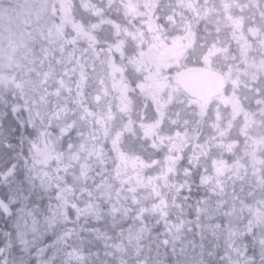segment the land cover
<instances>
[{
  "label": "snow or ice",
  "instance_id": "snow-or-ice-1",
  "mask_svg": "<svg viewBox=\"0 0 264 264\" xmlns=\"http://www.w3.org/2000/svg\"><path fill=\"white\" fill-rule=\"evenodd\" d=\"M160 8L157 0H102L100 4L96 0H79V10L87 14L85 18L76 15L74 0H53L51 4L43 0L35 10L37 20L42 22L36 31L41 39L47 40V45L40 49L39 66H34L36 60L30 47L34 42L32 33L9 39L7 48L0 49V90L17 91L25 102V109L40 124L31 146L35 179L42 190L52 193L44 209L46 222L56 227L79 224L81 219L86 223L89 218L97 222L106 215L113 220L121 217L125 224L118 229L119 239L107 245L121 252L123 241L139 242L142 234L151 231L150 217L163 220L169 231H180L185 224L181 218L172 223L168 217L170 207H183L178 203V194L190 187L187 179L191 176L190 168L183 169L186 177L183 183L170 179L182 159L186 136L180 131L174 137L161 136V120L156 117L164 115L173 89L178 91L167 75L172 70L168 65L183 56L186 45L182 36L174 37L168 44L161 26L153 20ZM181 8L193 9L199 14L193 0H177L174 6H166L165 19L174 23ZM105 25L112 29V39L101 41L97 33ZM188 28H191L190 22ZM81 42L86 47L78 49L76 45ZM55 52L60 55L55 56ZM21 60L27 63L22 64ZM203 62L210 65L207 54ZM253 68L264 72V62L253 64ZM90 79L92 85H89ZM89 87L92 91H88ZM110 96L117 101L115 110L112 100L108 99ZM203 99L197 95L192 102L203 108ZM137 103L144 114L136 108ZM149 108L153 111L151 119L146 115ZM134 111L137 119L133 118ZM73 134L75 139H71ZM218 135L224 136V132ZM129 136L149 141L154 151L167 150L162 157L146 161L128 142ZM217 143L233 154L234 159L229 162L212 157L208 162L211 171L205 166L199 180L210 193L222 197L223 177L237 176L241 170L247 175L248 167L241 162L243 157L235 155L239 141ZM242 151L249 160L257 186L264 189V175L256 167L264 164V160L257 158L258 152H264V136L249 137ZM195 159L199 160V154ZM153 168L158 171H148ZM236 200L233 197L227 210L223 199L214 203L210 198L197 201L193 210L197 227H201L199 221L203 217L209 221L203 227L223 228L229 236H234L235 229L227 218L239 215L248 226L247 236L256 237L264 227V198L252 203L239 200V204ZM28 214L35 216L32 210ZM217 215L226 217L223 224L216 219ZM79 231L111 239L98 228L84 229L82 225L79 230L61 231L59 239L68 247L65 264H89ZM74 238L81 241V246L68 244ZM258 243L264 247V235L258 238ZM233 251L235 259L228 253L223 257L227 264H254L247 256L246 247L242 252Z\"/></svg>",
  "mask_w": 264,
  "mask_h": 264
},
{
  "label": "trees",
  "instance_id": "trees-1",
  "mask_svg": "<svg viewBox=\"0 0 264 264\" xmlns=\"http://www.w3.org/2000/svg\"><path fill=\"white\" fill-rule=\"evenodd\" d=\"M42 2L43 0H0V46L3 45L0 48L6 49L9 39L16 40L21 35L27 36L28 33H32L34 42L30 43V47L32 48V55L36 60L34 65L36 67L39 66L40 49L42 46L47 45V40L41 39L39 33L36 31L42 22L37 20L35 10ZM47 2L51 4L53 0H47ZM74 2L76 4V15L86 18L87 14H82L79 10V0H74ZM101 2L102 0H96L97 4ZM157 2L161 5V8L157 10L159 19L157 20V16H153V20L162 21L165 18L164 13L166 10L164 9V5L167 3V0H157ZM168 4H173V2ZM110 14L113 18H117L114 11H110ZM181 15L185 19L187 15L191 14L187 12ZM97 36L101 41L111 40L112 29L105 25L97 33ZM68 47L71 48L72 45H68ZM76 47L83 49L86 47V44L81 42ZM77 54L79 55V53ZM54 55L59 56L60 53L55 52ZM49 59H52V57H49ZM20 63L26 64L27 61L21 60ZM29 75L32 74L29 73ZM262 82H264V79ZM89 85H92L91 79L89 80ZM88 91H92V87H89ZM263 95L264 88L262 89L261 96L263 97ZM108 99L112 100V104H115V100L112 97H108ZM137 105L136 108L141 110V106ZM258 119L261 118L254 117L249 122L238 121L235 129L231 130V138L229 137L228 139L218 135L221 128L219 127V129L217 128L218 131L214 132L215 139H213L211 145L196 144L199 147L203 145L201 151L199 149L193 151L188 149L181 152L182 159L178 161L177 171L170 179L177 184L183 183L186 179L183 169L186 167L190 168L191 176L187 177L190 187L182 189L178 194V203L182 204L183 207L180 209L170 207V215L168 217L172 223H177L178 218L185 221L180 231H176L175 229L169 231L163 220H158L157 217H150L148 219L151 231L142 234L139 242L135 240L131 241V243L126 240L123 241L124 250L121 252L107 246L119 239L117 235L118 229L123 228L125 224V221L121 217L113 220L106 215L101 221L94 222L89 218L86 223L83 219L79 221V224L75 223L79 227L82 225L84 229L98 228L101 232L106 233L108 237H111V239H105L104 237H98L94 232L79 231L80 237L83 238V251L88 256L89 264H121V261H123V264H170L173 254L176 253L182 254L184 264H227V260L223 258L226 253L232 255L233 259H235L236 252L233 249L242 252L245 247L247 248V256L254 260V264H264V247L258 243V238L264 235V227L260 228L256 237H248V226L239 219V215L228 217L230 226L235 229V235L229 236L223 228L208 229L203 227L204 224L209 223L203 217L199 221L201 227H197L193 211L197 201L204 198H210L213 203L218 199H223L226 201L224 205L225 210L232 204L233 197L237 198V204H239V200L252 203L254 200L264 198V189L257 186L255 177L252 175L249 160L244 156L242 151L249 137L260 138L264 136V122ZM257 120L262 122V128L258 129L259 122ZM10 124L15 125V121H10ZM200 124L201 119H199L198 125ZM16 127L18 132L19 128L18 126ZM238 128L241 129V133ZM13 135L9 134L8 128L0 129V174L5 172L7 167H11L12 164H17V167L13 168L11 175L0 178V203L7 205L10 213L6 217L3 209H0V247H4L5 242L11 245L5 251L0 252V261H4L5 264H27L29 257L28 233L32 224V218L34 217L28 214V210L36 212V208L30 202L31 195L29 191L20 182L18 172V162L21 156L20 144L12 138ZM244 135L246 142L243 138ZM71 139H75V134H73ZM129 139L130 137H127V140ZM232 139L239 141V147L235 148L234 152L235 155L243 157L241 162L248 167V173L244 175L243 170H241L237 176L228 174L223 177L225 187L224 194L221 197L210 193L208 188L200 183L199 177L204 172L205 166L211 171V166L208 162L212 157L218 159L224 158L232 162L234 155L229 154L217 143L222 142L223 144H227ZM105 146L107 147V145ZM197 154H199L198 161L195 159ZM257 158L264 160V152H258ZM108 167H111V165L109 164ZM256 167L260 170L259 174L264 175V164L257 165ZM240 176H243V179L239 178ZM216 219L223 224L226 217L217 215ZM212 223H215V221H212ZM79 227L76 229L79 230ZM5 232H8L9 235L6 236ZM74 243L77 246H81V241H77L75 238L68 241L70 245ZM161 245H163V251L168 253L167 256L161 254ZM106 253H112V255H107Z\"/></svg>",
  "mask_w": 264,
  "mask_h": 264
},
{
  "label": "flooded vegetation",
  "instance_id": "flooded-vegetation-1",
  "mask_svg": "<svg viewBox=\"0 0 264 264\" xmlns=\"http://www.w3.org/2000/svg\"><path fill=\"white\" fill-rule=\"evenodd\" d=\"M170 2L173 4H168ZM176 2L177 0H167L164 9L166 10V6L169 5L174 6ZM194 2V7L199 12L198 15L193 9L181 8L178 10L180 15L176 17L174 23H170L165 18L162 21H156L161 26L168 44L174 37L182 36L185 37L183 43L186 45L183 56L171 60L168 65L172 70L167 75L178 87V91L173 89L171 99L164 109V115L160 116L159 133L161 136H175L161 132L165 123L170 121L167 114L168 110L173 107H185L196 113L195 121L190 126L192 128L198 126V113L201 110L216 108L217 118L207 120L204 112H201L204 116L200 115L202 119L200 129L198 131L186 129L182 133L185 136L192 134L194 140H202V144L211 145L212 138L215 137L214 132H212L214 127L215 129L221 127L219 130L223 131L224 137L228 139L231 138V130L235 129L238 121L249 122L254 117L264 119V102L257 103L258 100L264 101V95L261 96L264 88V82H262L264 72H259L253 68V64L264 62V0H194ZM187 12L191 15H187L183 19L181 14ZM215 19H218L219 23L222 24L223 32H221L220 27L215 28L217 32L213 30L212 21ZM189 22L191 23L190 29L188 28ZM218 34L222 36H216ZM213 47H217L216 54H213ZM205 54L209 56V60L212 59L208 66L203 62ZM185 69H203L220 74L223 79L220 95L201 101L203 108L199 103H193V98L186 96L177 82V74ZM228 70L231 71L229 79L232 78V80H226L221 73V71L226 72ZM228 81L232 82L228 83ZM116 105L117 101L115 100V104H112L114 110ZM140 109L144 114V110ZM179 115L181 117V113ZM177 116L176 111L174 116L176 121ZM258 122V129L262 128L263 121ZM184 124L186 127V122H183ZM239 127L241 128V126ZM240 128L238 129L241 133ZM243 138L246 142L245 135ZM232 141L236 140L232 139ZM167 143L168 141H165V144ZM188 149L201 151V147L194 145L193 141L183 146L182 152Z\"/></svg>",
  "mask_w": 264,
  "mask_h": 264
},
{
  "label": "clouds",
  "instance_id": "clouds-1",
  "mask_svg": "<svg viewBox=\"0 0 264 264\" xmlns=\"http://www.w3.org/2000/svg\"><path fill=\"white\" fill-rule=\"evenodd\" d=\"M17 71L19 72V69ZM10 121H15V125H11ZM16 126L19 128L18 132ZM45 127L47 126L45 125ZM4 128H8L9 134H14L12 138L20 144L21 156L18 162L20 182L29 191L30 202L36 208L28 233L29 257L27 264H65V253L68 251V247L59 239V233L67 229H76L79 226L73 222L50 227L45 220L44 209L52 193L42 190L39 182L35 179L36 171L31 146V141L37 137L40 131V124L33 119V113L25 109V102L21 95L13 89L0 90V129ZM14 167H17V164L7 167V170L0 174V178L11 175ZM0 209H3L6 217L10 214L7 205L0 203ZM5 235H9V233L5 232ZM9 247L11 245L5 242L4 247H0V252ZM160 251L162 255H168L163 251V245H161ZM0 264H5V262L0 261ZM170 264H184L182 254H173Z\"/></svg>",
  "mask_w": 264,
  "mask_h": 264
},
{
  "label": "rangeland",
  "instance_id": "rangeland-1",
  "mask_svg": "<svg viewBox=\"0 0 264 264\" xmlns=\"http://www.w3.org/2000/svg\"><path fill=\"white\" fill-rule=\"evenodd\" d=\"M220 22H221V20H220ZM212 25H213V30L215 32H217L216 29L219 28V27L221 28V32H223L222 24L219 23V20L218 19H215L214 21H212ZM10 26H11V24H10ZM6 29H8V28L6 27ZM216 36H222V35H219L218 34ZM2 46L3 45H1L0 47H2ZM216 51H218L217 50V47H213V54H216L215 53ZM227 60H228V58H227ZM211 62H212V59L210 60V63ZM233 66L235 67L236 64L233 65ZM230 72H231L230 70H228L226 72H222L221 71V73H223V75L225 76V79L226 80H232V78L229 79V73ZM229 82H232V81H228V83ZM137 106H140V104L138 103ZM215 109L216 108H209L206 111H202L201 110V112L202 113L204 112V115L207 117V120H211L213 118H217L218 117V112L215 111ZM176 111L178 113V116L176 117L177 118V121L175 120V117H174ZM201 112L198 113V119H201V117H200V115H202ZM179 113H181V117H180ZM146 114L149 117V119H151L153 117V111H152V109L149 108ZM195 114L196 113L193 112L192 110H188L187 108L180 107V106L178 108L177 107H175V108L173 107V108L169 109L168 110L167 117H168V119L170 121L169 122L167 121L165 123V125L163 127V130L161 129V132L168 133V134H172V135L174 134L175 135V133L177 131H180L181 133H183L186 129H193V131H196V130L198 131L200 129L201 124L198 125V126H195L193 128L190 127V126H192L193 122L195 121ZM132 115H133V118H134V115H136L134 119H137L138 118L137 117V113L135 111L132 113ZM204 115H202V116H204ZM156 118L160 119V116H158ZM259 120L264 122V119L263 118H261ZM183 122H186V127H185V124L183 125ZM201 122H202V119H201ZM178 124H179V126H178ZM217 131L218 130L215 129V127H214V129H213L212 132H217ZM192 141H193L194 145L201 144L202 143V140H198V139H195L194 140L193 137H192V134H190V135L186 136V140H185V143H184L183 146L189 144ZM128 142L129 143H132L137 148V150L141 153V155L144 157V159L146 161H149L152 158H160V157H162L163 154H164V151L167 150L165 148L163 151H154L153 148H151L149 146V142L147 140H145V139L140 138L139 136H137V137L130 136V139L128 140ZM157 170H158V168L149 169V171H152V172H155Z\"/></svg>",
  "mask_w": 264,
  "mask_h": 264
},
{
  "label": "water",
  "instance_id": "water-1",
  "mask_svg": "<svg viewBox=\"0 0 264 264\" xmlns=\"http://www.w3.org/2000/svg\"><path fill=\"white\" fill-rule=\"evenodd\" d=\"M177 82L183 93L193 99L197 95L203 100L215 98L223 88L220 74L203 69H185L177 74Z\"/></svg>",
  "mask_w": 264,
  "mask_h": 264
}]
</instances>
